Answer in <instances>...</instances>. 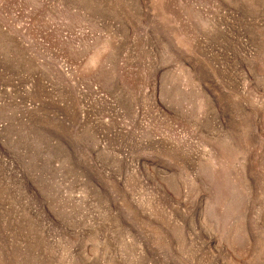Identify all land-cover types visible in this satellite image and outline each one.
<instances>
[{
	"label": "rangeland",
	"instance_id": "rangeland-1",
	"mask_svg": "<svg viewBox=\"0 0 264 264\" xmlns=\"http://www.w3.org/2000/svg\"><path fill=\"white\" fill-rule=\"evenodd\" d=\"M0 264H264V0H0Z\"/></svg>",
	"mask_w": 264,
	"mask_h": 264
}]
</instances>
